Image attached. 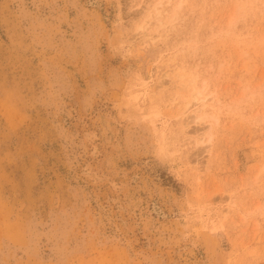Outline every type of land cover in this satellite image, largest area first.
Returning a JSON list of instances; mask_svg holds the SVG:
<instances>
[{"label":"rangeland","instance_id":"1","mask_svg":"<svg viewBox=\"0 0 264 264\" xmlns=\"http://www.w3.org/2000/svg\"><path fill=\"white\" fill-rule=\"evenodd\" d=\"M0 264H264V0H0Z\"/></svg>","mask_w":264,"mask_h":264},{"label":"bare ground","instance_id":"2","mask_svg":"<svg viewBox=\"0 0 264 264\" xmlns=\"http://www.w3.org/2000/svg\"><path fill=\"white\" fill-rule=\"evenodd\" d=\"M199 101V100H198ZM197 102V101H196ZM195 103V102H194ZM200 103V101L197 103V105H196V103L194 104L195 106H194V109H193V113H194V116L196 117V118H201L202 116H201V114H200V112H202L201 110H202V107H203V105L204 104H199ZM203 103V102H202ZM201 106V107H200Z\"/></svg>","mask_w":264,"mask_h":264}]
</instances>
